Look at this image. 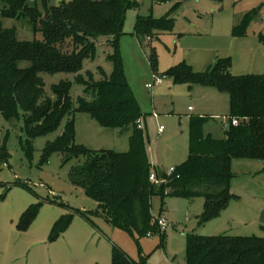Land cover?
<instances>
[{"label":"rangeland","instance_id":"rangeland-1","mask_svg":"<svg viewBox=\"0 0 264 264\" xmlns=\"http://www.w3.org/2000/svg\"><path fill=\"white\" fill-rule=\"evenodd\" d=\"M61 1L48 0V3L59 5ZM263 3L264 0H131L126 10L117 50L124 77L141 112L150 172L160 181L154 184L150 200L152 222L164 216L168 222L164 231L157 226L148 233L131 235L112 226L101 215L87 220L73 209L96 210L97 204L71 184L69 173L75 161H65L57 152L47 156L43 153L46 143L61 134L68 118L74 120L76 144L92 151L128 150L125 133L102 127L89 113L77 109L78 99L84 95L80 76L96 81L112 73L110 39H98L101 43L96 44L94 57L85 59L80 71L41 74L45 95L51 100L55 99L53 85L62 80L71 83L72 110L53 132L27 143L21 107L17 116L8 120L0 112V264H112L113 245L133 260L143 257L145 264H186L188 235L264 237L263 160L232 159L233 198L203 224L199 223L203 212L201 197L161 198L157 192L170 168L187 160L192 118H205L201 124L203 136L224 139L227 131L224 126L229 124L230 117L227 92L193 82H174L169 68L186 62L194 72H202L218 58L230 57L231 66L232 62L234 65L230 69L232 74H249L240 65L256 38L253 32L262 23ZM28 5L42 10V0H28ZM248 12L252 18L245 36L237 39L231 34L232 27ZM148 16L170 20L171 28L153 29L150 38L136 35L135 21ZM2 23L5 27L14 26L20 40L41 38V34L34 36L16 19L4 18ZM153 74L165 79L150 90L146 85L152 82ZM159 126L163 127L161 132ZM32 205H38L37 210L27 227L21 228L20 217ZM72 210L73 217L66 229L50 238L55 221Z\"/></svg>","mask_w":264,"mask_h":264},{"label":"trees","instance_id":"trees-1","mask_svg":"<svg viewBox=\"0 0 264 264\" xmlns=\"http://www.w3.org/2000/svg\"><path fill=\"white\" fill-rule=\"evenodd\" d=\"M165 1V0H157ZM131 0H62L49 5L42 0V10L29 6L28 0H0V112L5 119L17 116L18 107L27 143L39 135L53 132L64 116L71 112V83L53 85L54 100L45 95L42 73L78 72L85 59H92L98 39L106 37L113 47L109 60L113 70L108 78L93 80L80 76L84 95L77 109L89 113L105 128L129 133L127 151L100 149L92 151L75 143L73 118H68L59 136L48 141L45 156L60 153L65 161L74 160L69 180L94 199L96 210H78L87 220L101 215L106 222L128 232L142 235L155 230L150 212L154 183L150 182L141 112L124 77L117 50V38L122 32L126 10ZM4 18L16 19L40 39L20 40L16 28L5 27ZM252 13H246L232 27L235 37L245 35ZM170 20L138 17L136 35L151 36L157 28H171ZM264 40V35L259 36ZM230 57L218 58L205 71L194 72L181 62L169 68L174 82H193L212 86L229 95L230 118L226 138L203 136L201 124L205 118L194 117L190 123L187 160L164 175L158 194L177 195L188 199L201 197L203 212L199 223L216 216L233 198L230 190L231 161L234 158L264 161V74L234 75L230 72ZM6 158V152H3ZM3 160V159H2ZM38 205L26 209L20 217L25 228ZM73 210L63 214L51 228L50 238L66 229ZM159 228V226H158ZM160 230V229H159ZM112 264H145L131 259L122 249L112 246ZM186 264H264V237L188 235Z\"/></svg>","mask_w":264,"mask_h":264},{"label":"crops","instance_id":"crops-1","mask_svg":"<svg viewBox=\"0 0 264 264\" xmlns=\"http://www.w3.org/2000/svg\"><path fill=\"white\" fill-rule=\"evenodd\" d=\"M262 7H263V14L261 16V22L264 23V3L262 4ZM237 23L238 22H236L235 25ZM262 23L259 24L258 29H256V32L255 31L253 32V33L257 34L256 38L252 39L254 42L251 43L253 45H252V48L250 49V53L248 54L247 58L244 60V63L242 65H240V67H244V69H242V70H244L245 73L264 74V40H261L259 37L260 35H264V25L261 26ZM243 36H245V35H243ZM147 37L150 38V36H147ZM233 37H235V36H233ZM237 39H238V37H237ZM100 43H101V41L98 44H100ZM232 67H234L233 62H232V66L230 69H232ZM210 94L213 95V92L211 91ZM188 110H190V108H188ZM117 132L120 133L118 130H117ZM125 134L127 136L129 135V133H125ZM190 200H192V199H190Z\"/></svg>","mask_w":264,"mask_h":264},{"label":"built area","instance_id":"built-area-1","mask_svg":"<svg viewBox=\"0 0 264 264\" xmlns=\"http://www.w3.org/2000/svg\"><path fill=\"white\" fill-rule=\"evenodd\" d=\"M136 1L139 2L141 0H136ZM147 38H149V37H147ZM164 79H165V76H159V75L153 74L152 82L148 83L146 86L148 89L152 90L155 85L162 83ZM228 120H229V124L227 126H224L225 128H228L229 125H237V123H238L237 118H230L229 117ZM162 128H163L162 126H159L158 131L161 132ZM173 172H174V168H170V173H173ZM149 180H150V182H152L154 184L160 182L157 179L155 173H153V172L150 173ZM156 221H157V224H158L159 229L161 231H164L168 227V222L164 216H162V215L158 216L156 218Z\"/></svg>","mask_w":264,"mask_h":264}]
</instances>
